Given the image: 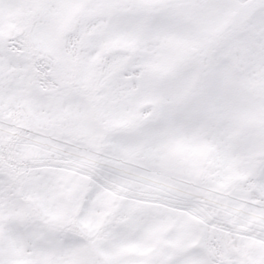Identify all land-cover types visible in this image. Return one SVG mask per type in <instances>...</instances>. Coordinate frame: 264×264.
<instances>
[{
  "label": "snow or ice",
  "instance_id": "obj_1",
  "mask_svg": "<svg viewBox=\"0 0 264 264\" xmlns=\"http://www.w3.org/2000/svg\"><path fill=\"white\" fill-rule=\"evenodd\" d=\"M0 264H264V0H0Z\"/></svg>",
  "mask_w": 264,
  "mask_h": 264
}]
</instances>
